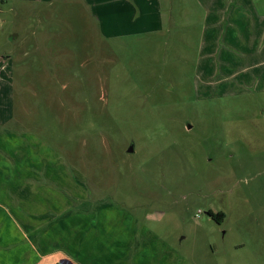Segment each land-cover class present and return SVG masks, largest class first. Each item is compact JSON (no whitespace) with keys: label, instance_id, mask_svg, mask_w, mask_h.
<instances>
[{"label":"rangeland","instance_id":"rangeland-1","mask_svg":"<svg viewBox=\"0 0 264 264\" xmlns=\"http://www.w3.org/2000/svg\"><path fill=\"white\" fill-rule=\"evenodd\" d=\"M135 3L56 7L32 78L0 5V264H264V0Z\"/></svg>","mask_w":264,"mask_h":264},{"label":"crops","instance_id":"crops-1","mask_svg":"<svg viewBox=\"0 0 264 264\" xmlns=\"http://www.w3.org/2000/svg\"><path fill=\"white\" fill-rule=\"evenodd\" d=\"M92 1L96 2L94 8L97 7L98 12L100 13V22L98 24L100 33L103 35L117 31V29L113 30L111 25L108 26L105 20L102 21L103 16L106 17L108 13L109 17L112 12H119L121 13V17L125 19L128 18L129 22V19H131V13L137 9V5L135 3L136 0H0V5L4 2H11L9 6V16H11L10 18L12 19L15 18L18 20L17 25L15 26L16 29H13L16 30L13 34L14 40L18 41V45L15 47L18 51L17 53L15 51L14 52L15 55H18L14 56V58L10 54L3 56L1 59L4 60L3 65L4 63L10 64V61H16L17 67L19 66L18 77L23 76L27 78L29 76L32 78L34 73L35 76H37L43 70L46 73V77L51 75L52 68L49 67L48 69L47 63H53V65H56L53 61V55L52 57H50V55L52 54V48L54 47L53 40L59 33V28L62 27L56 26L58 25L57 19L62 22L58 14L59 8L56 9V7L67 8L70 5H78L81 3L79 8L77 7L78 10L76 12L78 16L82 17L85 15V9L89 7V3ZM250 1L251 0H234V4L238 6L236 8L238 12L241 10L242 13H240L245 15V11L249 8ZM237 17L238 16L235 14L234 19ZM80 24L81 30L84 29L85 26H82V21ZM1 27L2 23L0 25V28ZM262 39L263 41L261 40V43L264 45V36ZM33 56H35V61ZM11 57L15 60L13 61ZM31 60L34 61L35 71L33 69V64L30 62ZM42 66H45V68ZM29 88L33 89V85L30 84ZM5 93L6 92H3V97L5 96ZM6 96L12 97L13 99L14 91L11 90L10 92H7ZM10 117L0 112V121L2 123H6L8 120L12 119Z\"/></svg>","mask_w":264,"mask_h":264},{"label":"trees","instance_id":"trees-1","mask_svg":"<svg viewBox=\"0 0 264 264\" xmlns=\"http://www.w3.org/2000/svg\"><path fill=\"white\" fill-rule=\"evenodd\" d=\"M207 214L217 223H220L222 221V217L224 216V213L221 211L214 212L212 210H208Z\"/></svg>","mask_w":264,"mask_h":264},{"label":"water","instance_id":"water-1","mask_svg":"<svg viewBox=\"0 0 264 264\" xmlns=\"http://www.w3.org/2000/svg\"><path fill=\"white\" fill-rule=\"evenodd\" d=\"M133 150H134V148H133V144H130V145L127 147V149H126V151H127L128 153L133 152Z\"/></svg>","mask_w":264,"mask_h":264},{"label":"built area","instance_id":"built-area-1","mask_svg":"<svg viewBox=\"0 0 264 264\" xmlns=\"http://www.w3.org/2000/svg\"><path fill=\"white\" fill-rule=\"evenodd\" d=\"M0 25H1V23H0Z\"/></svg>","mask_w":264,"mask_h":264}]
</instances>
